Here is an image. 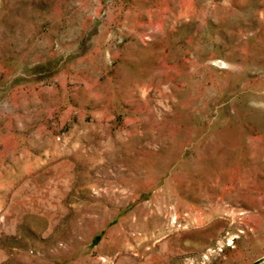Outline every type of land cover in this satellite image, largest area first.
<instances>
[{
  "label": "rangeland",
  "instance_id": "374dc122",
  "mask_svg": "<svg viewBox=\"0 0 264 264\" xmlns=\"http://www.w3.org/2000/svg\"><path fill=\"white\" fill-rule=\"evenodd\" d=\"M0 264H264V0H0Z\"/></svg>",
  "mask_w": 264,
  "mask_h": 264
}]
</instances>
